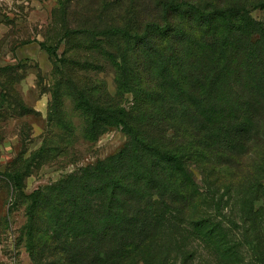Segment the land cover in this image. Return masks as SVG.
<instances>
[{
    "label": "trees",
    "instance_id": "trees-1",
    "mask_svg": "<svg viewBox=\"0 0 264 264\" xmlns=\"http://www.w3.org/2000/svg\"><path fill=\"white\" fill-rule=\"evenodd\" d=\"M149 1L120 6L114 24L84 29L118 40V95H132L126 110L79 92L87 136L121 126L128 141L30 194L27 247L35 264H241L239 245L225 223L207 215L205 202L232 197L243 224L260 217L264 26L251 11L264 10V0ZM39 46L58 57V46ZM4 97L23 105L15 87ZM4 176L23 188V177ZM256 252L263 262L264 248Z\"/></svg>",
    "mask_w": 264,
    "mask_h": 264
},
{
    "label": "rangeland",
    "instance_id": "rangeland-1",
    "mask_svg": "<svg viewBox=\"0 0 264 264\" xmlns=\"http://www.w3.org/2000/svg\"><path fill=\"white\" fill-rule=\"evenodd\" d=\"M133 4L146 6L150 1L0 0V69L14 68L0 72V264H35L28 251L26 229L33 191L47 188L79 168L95 166L128 141L121 126L108 128L90 140L87 107L77 99L82 92L94 104L111 100L130 108L132 95L119 96L116 84L118 40L84 29L114 24L120 19L118 8ZM251 17L264 26L263 9L251 11ZM41 43L58 46V57L47 58ZM34 45L41 50L40 56H33L36 60H14L17 48ZM26 52L33 55L30 49ZM11 87H15L22 107L5 97L11 104L2 100ZM5 173L23 177V188L16 190ZM194 181L203 187L196 169ZM261 183L264 189V180ZM263 199L255 205L260 217L245 224L232 197L214 195L213 201L205 202L207 215L225 223L230 240L239 245L241 264H264L256 252L264 248L256 237L264 236ZM246 228H251L248 234ZM202 250L199 254L203 255ZM183 264L203 263L192 258Z\"/></svg>",
    "mask_w": 264,
    "mask_h": 264
},
{
    "label": "crops",
    "instance_id": "crops-1",
    "mask_svg": "<svg viewBox=\"0 0 264 264\" xmlns=\"http://www.w3.org/2000/svg\"><path fill=\"white\" fill-rule=\"evenodd\" d=\"M27 49H30L31 51H33V55H28L27 54ZM41 50L38 49L37 46H30L29 48L28 47H19L15 50V53H14V60H36V58H34L33 56H40ZM45 56L47 55L46 53L44 54ZM43 58V57H42ZM47 58L48 55H47Z\"/></svg>",
    "mask_w": 264,
    "mask_h": 264
}]
</instances>
